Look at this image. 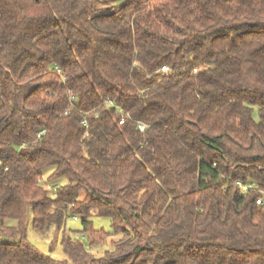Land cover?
Wrapping results in <instances>:
<instances>
[{"label": "trees", "instance_id": "trees-1", "mask_svg": "<svg viewBox=\"0 0 264 264\" xmlns=\"http://www.w3.org/2000/svg\"><path fill=\"white\" fill-rule=\"evenodd\" d=\"M260 191L264 0H0V264H264Z\"/></svg>", "mask_w": 264, "mask_h": 264}, {"label": "rangeland", "instance_id": "rangeland-1", "mask_svg": "<svg viewBox=\"0 0 264 264\" xmlns=\"http://www.w3.org/2000/svg\"><path fill=\"white\" fill-rule=\"evenodd\" d=\"M48 171V170H47ZM67 182L66 179H60L58 184H65ZM92 226L95 230H104L107 235L101 242H96L92 246V252L95 256H101L105 251L111 249L112 242L116 241L120 238V235L113 234L111 231V221L106 216H93L91 218ZM16 224V220L14 219H6L3 222V226H14ZM66 231L69 233V236L79 240L84 245H89L88 236L82 232V225L80 219L74 220L72 217L66 219L65 223ZM1 234V233H0ZM61 232L55 233L54 231H50L48 234H41L38 231L34 230L28 221L27 225V237L30 242L41 252L50 255L52 258L64 261L66 256L63 252V248L61 245ZM67 264H72L71 262H67Z\"/></svg>", "mask_w": 264, "mask_h": 264}, {"label": "built area", "instance_id": "built-area-1", "mask_svg": "<svg viewBox=\"0 0 264 264\" xmlns=\"http://www.w3.org/2000/svg\"><path fill=\"white\" fill-rule=\"evenodd\" d=\"M124 119L120 120V123H123ZM138 129L140 131L144 130V125L139 124ZM234 185L240 190L242 194H246L251 190H255L257 188L256 182L248 179L239 178L234 182ZM261 195L256 199V203L258 205L264 204V191H260Z\"/></svg>", "mask_w": 264, "mask_h": 264}]
</instances>
